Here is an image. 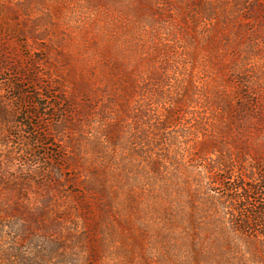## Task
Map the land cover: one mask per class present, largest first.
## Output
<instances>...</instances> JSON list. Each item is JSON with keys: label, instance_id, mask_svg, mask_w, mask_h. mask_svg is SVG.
Returning <instances> with one entry per match:
<instances>
[{"label": "rangeland", "instance_id": "1", "mask_svg": "<svg viewBox=\"0 0 264 264\" xmlns=\"http://www.w3.org/2000/svg\"><path fill=\"white\" fill-rule=\"evenodd\" d=\"M148 69L162 75L166 95L188 99L186 121L191 109L216 115L217 96L223 114L229 105L250 107L251 176L260 179L264 0H0V264H264L258 242L231 229L237 214L217 186L195 192L196 178L192 187L186 178L158 182L176 209L187 210L172 207L177 218L168 224L163 211L143 217L135 208L107 207L72 180L82 166L70 145H82L76 159L84 168L100 161L86 139L110 124L124 76ZM140 81L156 84L148 76ZM190 85L200 98L192 99ZM85 95L91 108L70 118L81 126L74 130L63 100L81 104ZM161 102L152 106L162 119ZM227 116L217 124L230 126ZM231 130L225 138L237 149L244 138ZM196 171L218 175L200 163ZM204 192L221 202L206 208ZM194 208L204 210L191 216ZM216 248L219 263L206 258Z\"/></svg>", "mask_w": 264, "mask_h": 264}, {"label": "trees", "instance_id": "2", "mask_svg": "<svg viewBox=\"0 0 264 264\" xmlns=\"http://www.w3.org/2000/svg\"><path fill=\"white\" fill-rule=\"evenodd\" d=\"M159 69L166 72L165 68ZM147 71V73L139 74L130 72L124 76L114 101H111L112 103L118 101L119 104L117 103L118 110L114 111L113 115H109L111 116L110 124L102 126L103 130L95 133L93 138L86 139L97 153L102 155L100 161L95 164L89 162L90 167L84 168L81 160L77 162L76 159L80 157L82 145L78 143L74 150L70 145L71 152L76 155V158L71 160L82 166L79 170L77 169L72 180H81L83 190L102 201L107 207H126L131 212L135 208L143 217L150 210L163 211L168 217V224H173L177 218L172 212V207L180 214L187 210L176 209L173 204L174 198L168 190H165L166 188L161 189L158 182L162 181L165 185H169L176 178L178 180L186 178L190 179L186 184L192 187L190 181L196 178L199 187L195 192L203 188L213 191L212 189L217 186V191L220 190L223 193L224 199L232 204L237 214L233 215L231 229L241 236L255 239L260 252L264 255V192H262L264 171H261L259 180L251 176L253 157L248 152L249 122L252 115L254 116L253 110L244 105L237 107L229 105L228 114H223L220 112L223 108L219 105L221 98L217 96L215 101L219 109H213L216 115L210 117V115H202L199 110L191 109L188 113L190 118L186 121V109L183 103L188 99L180 97L174 100L170 93L166 95L163 89L165 81L158 73L159 71L154 69ZM145 76H148L150 81H156V84L150 82L142 85L140 79H145ZM84 78L80 81L82 90L88 84ZM27 86L24 85V87ZM196 90L194 85H190L187 89L190 93L194 91L192 99L201 97ZM66 94L69 95V92L66 91ZM37 95L41 99L52 100L49 93ZM165 97L167 98L165 100L172 103L165 100L161 102ZM87 98L88 95L83 96V100L86 101L81 104L77 103L76 98L70 96L63 100L66 108L64 111L66 123H71L74 130L80 129L81 126L73 125L70 118L90 110L91 104ZM28 99L34 106L40 104L36 105V99ZM158 102L164 105L162 119L155 115L154 106H152ZM167 103L172 106L166 109ZM196 103L197 101L194 104ZM225 116L230 126L223 127V124H226L223 120ZM219 117L224 121L220 122L222 126L216 122ZM234 125L243 135L245 142L242 144L236 141V144L240 146L237 149L232 148L225 138V134H228L226 132H232L231 127ZM214 132L219 136H216ZM208 159L212 162H208ZM196 163H200L210 173L215 171L218 175L212 174L206 177L203 172L196 171ZM204 196L206 208L221 202L215 195L204 192ZM168 198L169 201H167ZM188 199L191 200L192 197L189 196ZM189 204L198 206L191 201ZM182 208L186 209V206ZM198 210L204 209H191V216H195ZM124 211L120 210L119 214L124 215ZM216 241H219V237H216ZM193 246L198 247L196 244ZM220 250L216 248L209 251L206 258L219 263V260L223 259V254L217 253ZM197 253L199 254V250ZM204 261L206 260H202Z\"/></svg>", "mask_w": 264, "mask_h": 264}]
</instances>
